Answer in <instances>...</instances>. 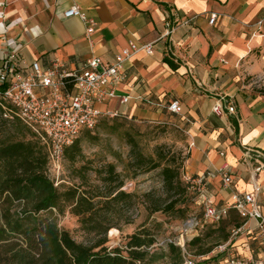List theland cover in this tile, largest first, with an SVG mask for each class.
I'll return each mask as SVG.
<instances>
[{
  "label": "crops",
  "instance_id": "1",
  "mask_svg": "<svg viewBox=\"0 0 264 264\" xmlns=\"http://www.w3.org/2000/svg\"><path fill=\"white\" fill-rule=\"evenodd\" d=\"M73 6L94 22L91 34L79 18L63 16ZM131 44H149L152 53L123 63L116 96L100 109L135 120L179 119L190 144L185 174L205 176L217 207L234 193L253 194L264 220V170L254 172V151L264 155V0H0V71L14 56L19 68L58 63L70 71L91 55L110 64ZM174 101L179 113L168 110ZM233 251L264 259V248L245 234Z\"/></svg>",
  "mask_w": 264,
  "mask_h": 264
},
{
  "label": "trees",
  "instance_id": "2",
  "mask_svg": "<svg viewBox=\"0 0 264 264\" xmlns=\"http://www.w3.org/2000/svg\"><path fill=\"white\" fill-rule=\"evenodd\" d=\"M8 122L20 138L0 141V264H141L146 258H154L151 247L155 237L145 228L128 236L124 249L105 246L107 232L118 226L117 206L134 196L121 190L122 181L94 195L78 187L59 191L49 177L45 147L21 122ZM102 123L106 124L107 120ZM84 132L89 130L80 134ZM79 136L64 150V157L71 161L80 154ZM127 141L134 175L161 166L159 161L140 151L133 137L128 136ZM109 170V176L113 175L112 165ZM160 174L167 198L162 204L148 206L147 211L183 219L187 214L189 187L180 179V166L167 163ZM66 208L78 218L84 231L97 237L94 244L77 243L67 230L58 226L57 215H63ZM241 223L238 217L234 226ZM228 236L229 231L221 240L226 242ZM198 242L200 238L196 236L189 245ZM167 248L176 257L175 264H183L182 249L174 243H168ZM209 253L210 250H203L199 254L205 257ZM222 257L223 254H217L197 264H217Z\"/></svg>",
  "mask_w": 264,
  "mask_h": 264
},
{
  "label": "built area",
  "instance_id": "3",
  "mask_svg": "<svg viewBox=\"0 0 264 264\" xmlns=\"http://www.w3.org/2000/svg\"><path fill=\"white\" fill-rule=\"evenodd\" d=\"M63 16L77 17L86 23L87 34L94 31V22L76 6L67 9ZM214 20L213 15L209 23L213 24ZM261 24L260 21L257 25ZM139 51L150 55L152 47L149 44H131L110 64H104L98 57L91 55L82 61L78 68L70 71L58 63L47 69L42 68L38 62H33L26 68H19V62L14 56L0 71V117L8 121L18 120L35 134L47 151L48 172L57 173L64 150L72 145L82 130L94 129L104 116H117L115 113L103 112L100 106L116 96L117 88L124 78L123 63ZM122 102H127V97H123ZM168 110L179 113V103L172 102ZM227 111L233 113L234 107L229 106ZM213 112L221 115V106L216 104ZM254 157L258 162L254 172L259 173L264 170V163L258 159L264 158V155L254 151ZM219 172L223 185L230 186L232 178L225 172V167ZM183 180L196 192L199 202L204 205L202 221H187L184 224V232L202 228L205 224H217L233 210L242 223L232 226L227 241L214 248L216 255L224 254L217 264H264L263 258L240 255L233 251L237 241L244 234L248 240L264 248V220L255 204L254 195L234 193L228 206L217 207L209 201L205 176L184 174ZM250 220L254 221L253 226L249 225ZM178 245L183 251V264H197L208 258V255L195 259L186 256L184 245Z\"/></svg>",
  "mask_w": 264,
  "mask_h": 264
},
{
  "label": "rangeland",
  "instance_id": "4",
  "mask_svg": "<svg viewBox=\"0 0 264 264\" xmlns=\"http://www.w3.org/2000/svg\"><path fill=\"white\" fill-rule=\"evenodd\" d=\"M101 119L94 129L80 134V154L73 161L63 157L60 170L57 173H49V177L59 191L78 187L80 191L94 195L122 181L121 190L134 195L131 200L117 206L120 210L116 221L118 226L107 232L105 246L108 249H124L127 237L145 228L155 237V243L151 247V253L155 254L153 259L146 258L141 264H175L176 257L168 252L169 241L177 246L178 243L183 244L186 256L194 259L198 258L203 250H210L208 257L216 255L214 248L223 243L222 237L238 222V216L232 210L230 215L217 224H205L202 228L184 232V224L187 221H202L204 213V205L199 202L196 192L191 188L188 189V208L183 219L166 216L161 212L149 214L146 209L148 206L164 203L167 198L160 174L165 164L180 166V179L187 185L183 175L189 158L190 144L186 128L181 126L180 120L170 115L153 121L120 116H104ZM105 119L107 123L103 124ZM128 136L135 139L145 156L159 161L161 166L134 175V168L130 167ZM8 138L18 139L20 136L8 120L0 117V141ZM110 165L114 167V174L111 176ZM57 222L77 243L92 245L97 240L93 233L81 228L78 218L71 215L67 208L63 215H57ZM112 229H116L117 233L111 236ZM196 234L200 242L194 246L189 245ZM252 248H255L254 244Z\"/></svg>",
  "mask_w": 264,
  "mask_h": 264
},
{
  "label": "bare ground",
  "instance_id": "5",
  "mask_svg": "<svg viewBox=\"0 0 264 264\" xmlns=\"http://www.w3.org/2000/svg\"><path fill=\"white\" fill-rule=\"evenodd\" d=\"M117 233V230L116 229H112L111 231H110V235L112 236V235H114V234H116Z\"/></svg>",
  "mask_w": 264,
  "mask_h": 264
}]
</instances>
